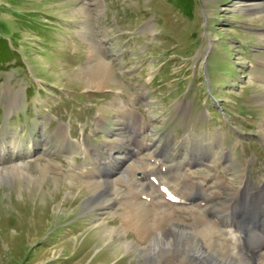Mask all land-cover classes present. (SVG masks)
Masks as SVG:
<instances>
[{"label":"rangeland","instance_id":"rangeland-1","mask_svg":"<svg viewBox=\"0 0 264 264\" xmlns=\"http://www.w3.org/2000/svg\"><path fill=\"white\" fill-rule=\"evenodd\" d=\"M186 171L208 210L264 188V0H0V264H193L122 228L128 176Z\"/></svg>","mask_w":264,"mask_h":264},{"label":"bare ground","instance_id":"bare-ground-1","mask_svg":"<svg viewBox=\"0 0 264 264\" xmlns=\"http://www.w3.org/2000/svg\"><path fill=\"white\" fill-rule=\"evenodd\" d=\"M100 70L104 76L109 77L111 72L109 68L107 69L106 64H102ZM61 130L64 131V128H61ZM135 143L142 146V144L138 141ZM85 150L90 151L89 149ZM86 154L91 156L90 152ZM149 158H153V156H149ZM123 159L126 158L123 157ZM123 159H121V162L124 161ZM130 160L131 158H128V162ZM142 161L143 158L141 159V162ZM134 162L136 168L133 166L131 168L132 170L139 168V170H144V176H149L146 172L150 173L152 170L149 171L146 164L142 163L140 165L138 164V161L135 160ZM13 168L15 170L19 168V166ZM155 169L157 170L156 167ZM162 169L161 171L159 170L161 173L163 172ZM19 170H21V168ZM100 174L99 172L87 174L89 175L87 176L88 183L95 188L99 187L101 182L104 181L102 178L103 176ZM153 174L154 175L150 174V177L153 176L156 180V174H158V172ZM185 175L191 179L189 171H186ZM131 176L134 175L132 174ZM131 176H128L127 178V195H131L132 198H128L126 196L127 198L122 201L124 204V212L122 213V228H127V230L128 228H135L139 236L138 238L140 243H148L146 248L142 249L144 250L143 253L145 257L149 256L151 258L159 253H162L163 255L164 252L171 253L175 250V246L178 247L180 244L182 245L183 240L189 239L191 241L189 245L186 243L183 245L182 251H185L183 259H188L192 261L193 264H264V188L263 190L261 189V191L258 189L257 191L259 192H256L255 188H250L248 184L244 182L242 189H233V191L229 194L227 203H223V207L217 203L213 209L209 208L210 210H208L207 208H204L207 204L206 201L208 200L200 198L199 200H196L199 196L195 193L196 191L194 189H201L203 192L209 193L214 186V184H212V180L207 182V184L203 183L204 185H202L199 182L200 178H196L195 181H192L191 179V182L189 179L185 181V179L182 178L183 182L177 183L184 185L185 182H187L193 188L192 191L194 193L192 194L193 198L190 200V203H192L190 206H178L177 203H174L171 200L166 201L162 196V201L165 200L163 202L156 200V198H154L150 193H141L140 190L145 192L147 191L146 187L143 183L137 181L136 177L133 181ZM176 178L177 180L179 179L177 176ZM214 179L218 181L217 183L221 187L227 185L222 182L223 180H221V178L217 177ZM150 182L152 181H148L146 183L150 185ZM112 183L113 186L118 187L119 183L121 184L123 181L116 179L113 180ZM160 183L164 182L161 180L157 183L159 189L161 187ZM110 185L112 186V184ZM185 186L186 185H184V187ZM168 187L170 190L174 189V187H171L170 185ZM157 193L159 192L157 191ZM219 193L220 189L214 192V194L210 193L213 194V201L218 200V196L221 195ZM166 196L169 199L170 196H175L178 201H184V199L179 195L174 193L172 194L171 192H166ZM258 197H261V208L256 209L257 207H254L256 202H258L256 201ZM143 198H145V202L143 201ZM148 198H150V202ZM112 203L116 202L113 200ZM112 203L107 205H111ZM147 203L151 204L148 205ZM160 206H162L163 209ZM210 213H213L214 215ZM184 215H187V218L190 217L191 221H186L184 217H182ZM112 232L114 233L115 230H112ZM256 250L258 252H255ZM248 253H251V255ZM175 263L189 264V261H176Z\"/></svg>","mask_w":264,"mask_h":264},{"label":"trees","instance_id":"trees-1","mask_svg":"<svg viewBox=\"0 0 264 264\" xmlns=\"http://www.w3.org/2000/svg\"><path fill=\"white\" fill-rule=\"evenodd\" d=\"M185 12L189 15V14H191V10H185Z\"/></svg>","mask_w":264,"mask_h":264}]
</instances>
